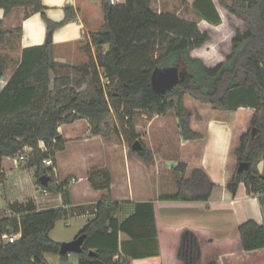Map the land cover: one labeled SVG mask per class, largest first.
Wrapping results in <instances>:
<instances>
[{"label":"trees","instance_id":"obj_1","mask_svg":"<svg viewBox=\"0 0 264 264\" xmlns=\"http://www.w3.org/2000/svg\"><path fill=\"white\" fill-rule=\"evenodd\" d=\"M151 1L123 0L113 4L111 0H102L104 24L99 32L93 33L92 42L83 47L88 55L85 64L58 62L51 43L23 50L21 61L0 92V162L4 157L20 154L26 146L32 147L26 167L34 170L45 190L63 192L65 203L70 204L72 178L57 182L51 175L52 169L44 163L45 153L55 164L58 153L67 147L68 140L60 132L63 124L86 119L93 135L127 141L131 145L130 155H135L145 165L154 164L152 151L147 149L137 131L135 111L156 116L175 111L182 137L199 140L204 135L192 127V114L185 103V97L190 95L222 110L254 109L250 130L242 135L240 145L233 150L238 163L227 187L235 193L244 182L250 191L252 183L262 179L256 163L264 152V0H233L231 4L218 0L228 11L224 17L215 0H193L201 20L207 24L171 11H155ZM16 7H25L26 17L40 12L50 32L73 18V9L67 8V18L53 23L47 17V7L42 0H0V46L9 42L10 35V31L4 29V17ZM227 18L234 20L233 28L227 26ZM221 29H226L227 34ZM224 38L232 44L231 53L216 64H206L199 56L201 51ZM94 46L96 51H93ZM177 64L188 71L185 80L165 95L157 93L152 86L154 70ZM6 68L5 55L0 54V75ZM63 69H72L79 76L75 79L71 74H61ZM84 84L87 87L81 89ZM208 86L212 90L206 91ZM87 94L89 96H85ZM171 96H177V100H170ZM112 114L118 119L113 127ZM252 128H256L254 137ZM136 140L146 147L143 153L132 150ZM41 142L45 149L41 148ZM242 161L251 162L252 166L249 171L238 173ZM174 170L179 173L176 190L160 195V200L210 199L215 184L204 169L196 168L187 177V163L179 161ZM43 175L52 177L47 186L39 180ZM88 181L94 191L104 194L97 204L95 218L80 233L87 235L82 260L92 258L105 264H117L113 258L118 251L119 231L127 232L132 238L157 237L153 201L138 202L136 211L120 221L116 213L121 203L112 199L110 172L92 169ZM67 214L66 207H59L1 218L3 230L11 227L21 232V236L14 243H0V264H44L46 253L60 254L61 243L54 241L50 233ZM238 230L245 251L264 249L263 225L249 220ZM188 238L197 245L190 232L184 237L186 245ZM93 239L97 242L91 246ZM93 248L96 254L91 257ZM196 251L198 254V247ZM185 253L184 247L180 257L194 264ZM61 256L64 260L68 257Z\"/></svg>","mask_w":264,"mask_h":264},{"label":"crops","instance_id":"obj_2","mask_svg":"<svg viewBox=\"0 0 264 264\" xmlns=\"http://www.w3.org/2000/svg\"><path fill=\"white\" fill-rule=\"evenodd\" d=\"M224 1L231 4L230 1ZM188 2L193 3V0ZM42 3L47 7V17L53 23L63 22L68 15L67 8L73 9L71 10L73 18L52 31L50 43L55 59L71 65H82L88 62L85 58L80 63L77 60L84 53L87 55L83 47L92 42L93 33L99 32L104 24L102 0H42ZM215 3L221 16L224 17L228 11L218 0H215ZM1 13L3 14V11ZM199 21L201 24H207L204 20ZM4 29L10 31L8 43L14 42V45L10 48L7 46L8 48L5 49L0 47V54L5 55L7 67L4 74L0 75V92L21 61L23 50L48 44L50 34L42 14L32 13L26 17L25 7H16L4 17ZM226 42L229 43L228 53L217 49L216 52L203 49L199 56L208 65H212L209 63L210 59L218 61L225 59L232 49L231 42L229 40ZM10 51L16 53V55H10L15 58V64L12 57L7 54ZM93 51H95L94 47ZM252 110L254 109L250 107H240L232 113V118L236 123H241V115L248 113L251 117L254 114ZM161 117L140 119V122L136 124L137 131L139 134L146 131L140 139L148 136L151 138L153 126ZM166 123L163 120L158 124H162L163 127ZM236 123H233L228 116L214 117L208 123V131L204 138L183 140V147L189 145L186 149L190 153L194 151L192 143L197 145L196 143L200 142L203 145V150L197 159L216 184L208 201L160 200L159 196L162 194H152L157 184L154 181L155 177L164 176L166 172L164 166L160 165V160L155 158L152 168H149L135 155L129 154L125 141L118 142L113 138L106 140L102 136L93 135L86 119L78 120L73 124H63L60 132L68 142L66 149L58 153L57 162L54 164L57 169L55 178L57 182L74 177L82 178L70 184L72 203H65L63 192L45 190L42 198L35 194L34 201L31 197L23 196L27 190L26 183L20 178L13 181L9 179L6 161L13 157H4L0 162V219L20 217L28 212L66 207L68 214L63 219L73 216L87 219V224L95 218L97 204L104 194L91 188L88 181L89 172L96 168L106 169L112 176V199L121 203L116 217L123 221L136 211L138 202L153 201L158 231L157 237L153 239L132 238L127 232L119 231L118 251L113 258L117 264H190L180 257V251L184 250V247L186 256L191 262L195 261L194 264H264V249L245 251L238 230L241 224L249 220L264 226V158L262 157L256 163L262 179L252 183L250 191L244 182L238 186L235 193L227 187L228 165L234 147ZM192 127L198 130L195 126ZM41 148L45 149L43 142H41ZM16 157L17 155L14 157V163L20 165ZM19 170L24 172L21 168ZM27 170L30 171L29 168ZM33 176L31 173L32 182ZM2 185L9 190L10 196L2 193ZM13 191L19 196L18 198H11V193L13 197L15 196ZM12 205L13 208H11ZM83 228L76 234L72 233L70 238H66L69 239L67 241L76 239ZM188 232L195 237L196 246L191 238H188L186 245L184 237ZM95 242L97 240H91V246H94ZM91 251L95 252V248ZM90 256L93 257L95 254L90 253ZM63 260L61 254L48 252L45 254L44 264H60ZM65 260L73 264H105L92 258L82 260L81 254L77 253L75 257H71L69 253Z\"/></svg>","mask_w":264,"mask_h":264},{"label":"rangeland","instance_id":"obj_3","mask_svg":"<svg viewBox=\"0 0 264 264\" xmlns=\"http://www.w3.org/2000/svg\"><path fill=\"white\" fill-rule=\"evenodd\" d=\"M116 1L120 2L122 0H116ZM227 1H230V3H232L233 0H227ZM151 5H152V8L158 12L160 10L171 11V12L178 14L180 17H183L188 20H194V21H199L201 19L198 12L194 8L193 3L188 2V0H152ZM226 22H227V26H229L230 28H233V25H234L233 19L229 20L227 18ZM221 31L222 33L227 34L226 29L225 30L221 29ZM226 41H228L227 38H224V40H222V42H219V43L214 42L212 45H210L208 50L209 51L213 50L216 52V49H217L220 52L225 51V53H228L227 51L229 50V43ZM13 45H14V42H12L11 44L7 43V45L0 46V47L1 48L3 47L5 49L8 47L10 48ZM94 49L96 51L97 48L94 46ZM7 54L9 56L16 55L14 51H10ZM83 58H85L88 61V57L85 53L83 54L82 57L78 58L77 61L80 63V61L84 60ZM12 59H13V64H15L16 63L15 58L12 57ZM217 62H218L217 59L209 60V63H211L212 65L216 64ZM9 64H10V61H9ZM198 72L199 71H197V74H199ZM61 74H71L75 79L79 76V74L73 71L72 69H63L61 71ZM86 87H87V84H84V86L81 89H84ZM210 90L212 89L211 87L208 86L206 88V91H210ZM85 96H89V94ZM169 99L170 100L173 99L176 101L177 96H171ZM185 103L188 108V111L192 114V126H195V128L198 129L197 131L201 132L205 136L207 134L208 123L211 120V118H214V117L219 118L220 116H223V117L228 116L230 120H232L233 123H236L235 120L232 118L233 117L232 113L236 110L234 111L222 110L218 108L217 106H214L211 103H203L193 98L190 95H187L185 97ZM246 111H250V110H246ZM253 111L254 110H252V112ZM156 117H157L156 115H152L149 112L137 110L135 111L134 122L135 124H137L138 122H140V119H146V118L152 119ZM252 117L253 116L251 115L250 117V114L248 113L242 114L240 117L242 118L241 119L242 122L235 124V134H234V143H233L234 147L230 154L231 160L228 165V182L233 173V170L237 167V163H238L233 150L240 145L242 135H244L250 130ZM110 119H111V127H113V125H116V123H118V119L115 114H112L110 116ZM163 120H165V122L167 123L163 125L162 127L161 126L162 124H158V123ZM153 127H154V131L152 133L151 138L150 136H148L149 139L148 137H146L145 139H141V140L144 142L147 149L152 151V155L154 156V158L160 160L159 163L160 165L162 164L164 166V169L166 170V172L164 176H161L159 178H156L154 176L155 177L154 181H156L157 184H156V188L153 189L152 194L157 195V194H164V193H172L176 190L175 181L179 173L174 170V167H175V164L177 165L179 161H183L187 163V172H186L187 177H190L193 170L196 168L204 169L209 175L206 168L200 163L199 159H197L203 150V145H201L200 142L196 143L197 145L191 142L192 145L194 146V151H192V153H190L189 150L186 149L189 147V145H186L185 147H183L184 138L181 135L180 128L178 126V118L176 116L175 111L169 112L166 115H162L159 121L155 122V125ZM253 129L254 128H252V130ZM108 132L111 133L112 128H110ZM142 134H146V131H143L140 134V136H142ZM125 144L127 145L128 152H130L131 145L127 141H125ZM181 144L182 146H180ZM14 159L15 158L13 157L6 161V165H8L7 174L9 176V179L11 181L22 179L26 183L27 190L25 191L23 196L31 197L33 201L36 196L35 194H37L39 198H42L44 196L45 189L38 183V178L35 176L34 170L30 169V171H28L27 167H25V163L21 161L18 158V156L16 157V159L19 161L18 163L20 165H15ZM152 163L150 164V162H148L147 163L148 165L147 164L146 165L150 168ZM19 166L21 168V171H24V172H20L19 170L20 168H18ZM31 173L34 175L33 176L34 183L31 181ZM53 178L54 180H56L55 177ZM228 182H227V185H228ZM4 187H5L4 185H2L1 187L2 193L5 195L7 193L8 196H10L9 190ZM11 194H12V197H11L12 199H16V197L17 198L19 197L15 192H14V195H15L14 197H13V193ZM11 208H13V205ZM86 222H87V219L76 218L73 216H71L68 219H61L57 222L56 226L51 231L50 236L56 241H61L62 243L68 242L67 240L69 239H66V238H70L72 233L76 234L77 232H79L83 228V226L86 224ZM1 242L3 241L0 236V243ZM70 255L71 257H75L76 253H70Z\"/></svg>","mask_w":264,"mask_h":264},{"label":"water","instance_id":"obj_4","mask_svg":"<svg viewBox=\"0 0 264 264\" xmlns=\"http://www.w3.org/2000/svg\"><path fill=\"white\" fill-rule=\"evenodd\" d=\"M51 34H49V38L47 43L51 41ZM188 74V71L180 69L179 65H172L167 67H157L152 74V86L153 89L162 95L167 94L168 92L175 89L181 82H183ZM256 135V128L252 131V136ZM132 150L135 152L143 153L145 151V146L140 142V140H136L132 145ZM49 155L45 153V158ZM264 158V152L262 154ZM251 162L242 161L238 167V173H242L244 171H249L251 169ZM50 175H43L40 177V182L42 185L47 186L51 180ZM86 234L79 235L76 239L68 242L61 243L60 246V254L68 255L69 253H77L81 254L84 251L83 244L86 239ZM92 255L96 254L95 252H90ZM60 264H73L69 260H63Z\"/></svg>","mask_w":264,"mask_h":264},{"label":"built area","instance_id":"obj_5","mask_svg":"<svg viewBox=\"0 0 264 264\" xmlns=\"http://www.w3.org/2000/svg\"><path fill=\"white\" fill-rule=\"evenodd\" d=\"M113 4L117 3L116 0H111ZM105 80V79H104ZM107 83H109L110 81L109 80H105ZM33 148L30 147V146H26L24 148V150L18 154V158L23 161L24 163L28 160L29 158V153L32 152ZM44 163H45V166L47 168H50L52 169V176L54 177H57V169L54 165V161L52 158H45L44 159ZM77 180H82V178H72L71 179V182L72 183H75L77 182ZM0 236H1V239L3 242H6V243H14L15 241H17L19 239V237L21 236V232H15L13 231V229L11 227H8L6 230H3L1 225H0Z\"/></svg>","mask_w":264,"mask_h":264}]
</instances>
